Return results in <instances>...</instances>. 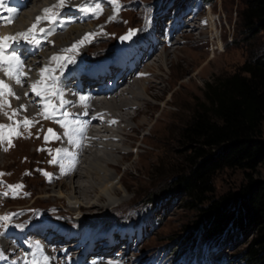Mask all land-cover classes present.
Listing matches in <instances>:
<instances>
[{"label":"rangeland","instance_id":"rangeland-1","mask_svg":"<svg viewBox=\"0 0 264 264\" xmlns=\"http://www.w3.org/2000/svg\"><path fill=\"white\" fill-rule=\"evenodd\" d=\"M31 1L37 5L33 9L28 7L21 9L24 11L22 21L20 19L17 21L18 16L10 20L11 24L0 25V38L6 34L16 36L17 33L23 32L27 23L34 22L37 16L43 15L40 13L42 7H50L55 1L57 3V0ZM31 1L29 4L32 3ZM77 2H80V5H72ZM85 2V0H69L70 6L60 10L57 18L58 24L68 21L66 27L58 33L65 32L71 25H78L81 26V30L97 29L99 34L94 38L101 36V39L98 38L100 41L92 44L86 40L82 46L84 50L82 56L76 55L77 63L73 67L79 69L81 73L85 70L92 71L94 67L100 74L105 71L99 68L96 64L99 62L96 60L108 57L110 52L117 53L115 51H118L123 42L121 38L117 42L119 37L116 35L137 29L140 30L137 31L138 37H141L146 30L144 27L149 24L146 23L149 17L150 24L152 19L157 20L156 26L160 28L157 29L160 35L155 32L152 35L160 37L162 43L179 26L180 19L187 22L182 26L181 32L178 29L173 32L170 37L171 46L165 54L162 53L163 49H160L155 58L157 61L147 59L148 62L144 63L147 64L146 69H150L151 72H148L151 76H148L147 83H142L143 86L148 87L149 80H155L159 86L167 88L164 91L150 90L148 93L153 96L148 97L140 88L142 80L140 76L145 73L144 68L128 84L130 85L128 89L134 88L142 92L143 97L147 98V105L141 102L144 112L140 113L136 120L129 122V129L138 127L133 131H128V128L122 131L130 135L119 136L122 139H117L118 142L107 138L108 142L121 145L120 151H122L111 154L120 158L116 166L109 170L111 173L109 177H116L120 183L111 207L109 206L111 203L105 200L100 202L96 200V203L103 208L78 210L73 207L69 198L77 189L64 186L63 182L70 181L67 176L64 175L62 179L60 177L63 174L56 176L60 169L69 171L61 163L62 158L54 151L60 148L59 144L65 130L60 123H56V118L48 123L46 121L49 119L38 121L39 123H35L36 126L33 124L27 129L20 128L19 131L23 132L22 136L12 137L14 147L8 148L7 141L0 145V173L6 174L0 176V181L3 182L0 183V193L8 190L7 185L18 183L24 185L20 194L15 197L11 194L0 195V216L13 214L9 221L10 225L7 228L0 227L2 233L0 264H29L30 261L39 259L41 255L49 258L47 264H52L50 260L58 259V255L63 250L67 251V244L75 239L81 243V247L70 245L69 251L65 254L63 252L59 259H72L77 264L85 262L91 264L93 262L90 261L95 259L90 258L91 252L84 251L86 247L84 242L97 241L96 248L99 253H103H100V259L113 264H223L226 262L258 264L256 261L258 258L246 254V247L257 234L256 225L244 223L242 226H236L238 213L235 214L233 210L232 223L225 224L220 235L211 239L208 237L210 234L205 230L207 223L201 217L199 208H204L214 201L223 202L226 209L231 208V205H237L241 189L249 179L264 180V158L253 169L223 168L216 171L211 180L212 191L205 195V200L198 206H186L187 199L180 193H162L165 185L171 184L174 175L184 168L187 146L181 142L179 133L195 108L202 103L204 82L216 76L236 72L245 60L264 52L262 33H248L241 21L242 0H118L120 10L115 13L111 0ZM97 5L102 10L98 16L94 12L81 10V7L95 8ZM26 9L28 11H25ZM106 10L115 14L116 22L113 24L108 22L103 24ZM208 12L213 17V26L208 21ZM192 17L201 23V29L191 27L192 31L190 30ZM44 23L48 24L47 20H44ZM140 23H146V26L139 27ZM107 24L110 27L104 30L103 26ZM194 24L198 25L195 22ZM52 32L43 33L39 39L40 44L45 39H49ZM112 33L115 37L110 38ZM35 37L38 39L37 35ZM23 44L27 43L23 41ZM40 44L35 47L32 45L36 49L34 55H39L41 51L48 53L52 50L46 45H43L45 48L40 47ZM24 45L19 47V51L24 52ZM28 53L29 51L21 56L27 57ZM37 58L42 59L43 62L48 60L46 55L44 58L42 56ZM108 59L112 61L111 57ZM103 60L100 62L103 63ZM109 66L106 65L110 68ZM1 70L3 71L2 68ZM127 72L124 76L127 77L125 80L128 83L130 76ZM71 77L70 81H74L73 76ZM97 81L90 85L95 86ZM25 114L19 109L15 119L21 120L22 115L24 119ZM141 119L145 124L139 126ZM4 120L0 125L12 123L7 117ZM111 127L113 128V125ZM48 129H52L59 139L48 133ZM45 135L49 136L48 141H45ZM261 138L264 140V122L261 123ZM122 140H125V143ZM99 144H102V141ZM4 148L8 150L4 151ZM95 150L97 153L100 152V155L106 156L102 153L108 152L109 146ZM53 155L56 156L58 164L50 163ZM93 156L95 157L89 151L85 158H89L90 161L94 159ZM103 161L100 159L99 164H104ZM81 167H84V164ZM43 172L50 173L51 177H46ZM103 176L102 171L97 175L93 172L89 173L90 181L96 186L101 184L98 178H104ZM53 178L55 180L57 178V181H53ZM76 182L86 183L85 177L76 179ZM57 191H61V194ZM160 192L162 194H159ZM152 195L155 196L151 197ZM78 196L83 199V195L78 194ZM3 223L0 221V225ZM17 224H23V229L16 228ZM47 228L52 230L53 239L48 237ZM65 230L69 233L67 237L64 236ZM38 236L43 238L38 239ZM107 236L112 239L110 242L106 239ZM64 240L66 242H63ZM4 241L8 244L10 241L12 247H17L15 254L6 256L1 251ZM37 243L42 252L37 249ZM128 246L130 249H126ZM109 247L110 253L112 252L110 255L107 253ZM22 252H24L21 254L23 259L19 260V253Z\"/></svg>","mask_w":264,"mask_h":264},{"label":"bare ground","instance_id":"bare-ground-1","mask_svg":"<svg viewBox=\"0 0 264 264\" xmlns=\"http://www.w3.org/2000/svg\"><path fill=\"white\" fill-rule=\"evenodd\" d=\"M30 1L31 0H26V1L24 0V4L18 10L17 13L14 11L9 12L8 11L9 8L5 9L4 7L0 6V12H2L1 14H3V16L0 18V22H3L5 24H9L11 19L18 17V16H19V18L17 19V21L19 19L21 20L22 14H24L23 13L24 11H21V9L23 7H28V8L33 9L37 5L33 1H31L32 3L29 4ZM85 1L87 2L88 0H85ZM95 1L97 2V0H95ZM26 3H28V5ZM55 4H56V1H55ZM52 5H54V4H51V6ZM72 5H75V6L80 5V2L74 3ZM43 8L44 7H42V9ZM25 11H28V10L26 9ZM106 12H107V10L104 11V16H106V18L104 19L103 24H105L106 22H108L109 24H111V23L113 24V22H116V18L113 21H109V17H112L114 15V13L110 10L107 13ZM29 13L31 14V12H29ZM40 13L43 14L42 10L40 11ZM163 15H164V13H163ZM10 17H12V18H10ZM212 18L213 17L211 16V13L208 12V21L212 24L211 26H213ZM84 19H86V18H84ZM195 19H196L195 17H192L190 19V21L192 20V22H193L191 25L189 24L191 31H192V28H194V27H196L197 29H201V27H200L201 23H198V21ZM35 22L36 21H34V22L30 21L29 24L27 23L24 26L25 29L22 31L26 32L28 29L31 28V26ZM156 22H157L156 19H152L151 24L149 23L147 26H146V23L145 24L140 23L139 27H142L143 25L146 26V27H144V28H146V30L144 31V34L141 37H138V33H136V35H134L131 38V40L121 41L123 43L120 46V48H118V51H115L117 53H115V54H114V52L109 53L108 57H111L112 61H110V63H108V64L111 67L109 66L110 68H108V67H106V65L104 67H102V69L105 71H102L101 74L106 75V76H104L103 79H101L102 75L99 76L96 73L97 71H95L94 73H91V74L86 73L87 81H89V84L98 80L97 83H104L106 85V82H107L106 79L112 80L113 86L111 89L104 88L95 94L92 92H88L87 90L84 91V89H86V86L82 82L83 78L79 74L80 70L70 69L73 65H69V69L71 71L66 70L65 77H62L63 84H65V87L73 89L74 93L68 94L67 93L68 91H64V93H65L64 99L71 101V103L68 105H65L62 108L58 107L54 118H56V121L65 120V117L62 115V113L66 111L70 115L67 117L65 122L66 123L69 121L79 122V124L85 126V130L83 132H78L75 134V142H73V143H69L68 137H66L64 134L62 135V139H61V142L59 144V146H60L59 149H64L66 151L61 152V153H56V154H58V156L62 158L61 163L69 171H67V170L63 171L62 169H60L61 171L59 170L56 173L57 174L56 176L59 177L58 175L63 174L62 177H60L61 179L64 177V175L67 176V178H70V181L69 182H63L64 186L66 188H68V187L72 188L73 187V189L79 190V191L76 190L74 192L75 194L71 198H69L71 200V202L73 203V207L78 208V210H80L82 208H91V209H97L98 207L103 208V207L98 205L99 203L98 204L96 203V200L99 202L101 200L108 201L109 203H111V204H109L110 207L114 202L113 198L116 196V193H117L116 189H119L120 183L116 177H109V173H110L109 170L116 166L117 161L120 158H117L116 156H111V154L112 153H114V154L119 153L122 151H120L121 145L119 146L118 143L114 144V143L108 142V140L112 139L113 141H117V139H119V140L122 139V138L120 139L119 136H124L125 134L130 135L129 133L122 132V131L124 129L126 130V128L129 129V127H130L129 122H131L132 120H136L139 117L138 115L140 113L144 112V110L141 108V105H140L141 102H142V104L147 105V98L143 97V95L141 94L142 92H140L138 89L136 90L134 88L128 89V87H130V85H128V84H130L133 81L134 77L144 68L145 73H143V75L141 74L142 76H140V77H142L140 88L143 90V92H145L147 94L148 97L153 96V95H150V93H148V91H150V90L151 91H153V90L164 91L167 88L166 86L165 87L159 86V84L156 83L155 80L154 81L149 80V82H148L149 86L148 87H145V85L143 86L142 83H147L146 80L148 79V76H151V74L149 73V72H151L150 69L149 70L146 69L147 64L145 65L144 63L147 61V59L157 61V59H155V58H156V56H158L157 52H159L160 49H163L162 53L165 54L166 50L168 48H170V46H171L170 37H172L173 32L176 31L177 29L179 32H181V30H183V29H181L182 26L186 25L187 22L180 19L178 21L179 26L172 33H170L169 38L166 37L164 43L161 42L160 37H157V36L155 37L152 35L154 32L159 33L157 31V29H160V28H158V26H156L157 25ZM194 22L198 25H195ZM67 23H68V21H65L64 23H61V24H58L56 22V24L51 26V30L48 31L49 25L47 23H44V20H43L37 25L36 30H33V34L37 35L38 39H40V36H42V34H43V33L38 34V33H40L39 32L40 28L46 29L45 33L48 32L49 34L52 31H55V32H52V35L49 36V39L48 38L45 39L43 42H41L42 44H40V47H44L46 45L48 48H51L52 50L48 53L41 51V53L36 56V55H34V53L36 52L35 51L36 49H34V50L29 51L28 55L30 57L29 56L25 57L24 55L21 56L22 59L24 60L23 71L25 73H27L26 76H22V84H16L12 79L5 76L4 70L2 71L0 68V80H3L5 83L9 84L12 87L13 91L15 92V95L19 97V99H16L12 96H6L3 98L11 104V107H8L7 105H5V106H3L2 109H0V124L3 123V120L5 119V117L8 118V116H6L4 113L11 114L13 109L18 110V112H19L21 105H25L26 109H27L26 111L22 110V112L26 113L24 118L27 117L31 121H45V119L41 115H38V113L43 111L42 100H41V98H38L35 95V93L31 92V89H30V85L35 80L40 78L38 75L39 70L41 68L46 67V66L51 67V68L56 67V62H52L51 64L49 63L50 58L53 55L75 56V58H76L77 54L82 56V54L84 52V50L82 49L83 45L78 47L73 52H69V53H62L61 50L70 48L73 43L80 41L85 36V34H87V33H94L97 35L99 34L97 29H93L92 31H87L85 29L81 30L82 29V28H80L81 26L79 27L78 25H71V26L69 25L70 27L68 29H66L65 32L58 33L66 27ZM109 24L104 25L103 27L105 29L104 28L103 29L108 30V27H110ZM17 31H19V30H17ZM70 33H74V34L69 35ZM127 33L128 32L116 35L119 37L117 39V42L121 37H123V35H125ZM2 34H3V32L1 33V35ZM183 34L184 33H182V36H183ZM110 35H111L110 38L115 37L114 33H112ZM158 35H160V33ZM94 36L89 37L90 44L97 42V41H100V40H98V38L101 39V36H99L98 38H96V37L94 38ZM188 36H190V35H188ZM28 39H31V36L28 37ZM51 41H53V42L51 43ZM48 44H50V46ZM33 46L35 47V45H33ZM48 48H46V49H48ZM39 50H40V48H39ZM45 55L47 56L48 60H46L44 62L42 59L37 58L38 56H42V58H44ZM107 60H109V59L107 58L106 60H103V62H106ZM61 63H63V61ZM99 63H96V64H99ZM126 72L130 76L128 83L125 80L127 77L124 76V74ZM118 73L121 74L120 75L121 77L119 76ZM54 74L59 75L58 70ZM114 74H117V76L114 77ZM89 75H91V77H92V75H94V77L91 78ZM155 75H157V74H155ZM71 76H73L74 79L75 78L77 79L75 87H70L71 82H72V81H70V78H72ZM91 79H92V81H91ZM90 81H91V83H90ZM162 81H164V80H162ZM26 92L29 93V95L25 96ZM81 95L88 97V99H86L84 102H81L79 99V97ZM154 95H157V94H154ZM98 96L100 98H98ZM53 102L56 104L59 103L58 101H55V99H53ZM129 109H132V111H129ZM22 116H21V120H23ZM8 120L6 122H8ZM49 121H51V120L50 119L47 120L46 123H48ZM110 121H116V123H109ZM142 124H145L143 119L140 120L139 126H142ZM34 125H35V123H34ZM111 125H113V128L111 127ZM137 127L138 126L131 127L128 131H130V130L133 131ZM21 133H23V132H21ZM113 134H115V135H113ZM108 137H109V139L107 140ZM101 141H102V144H99ZM122 141H123V143H125L124 142L125 140H122ZM107 145L109 146L108 152H105L102 154H105L108 157H106L104 155H100L101 154L100 152L99 153L95 152L98 150V149L95 150L96 148H105ZM89 151H91V153H93V155H95V157L93 156L94 159L90 160V161H89V158H87V157L85 158L86 153H88ZM108 153H110V154H108ZM100 159L104 160L103 161L104 164H102V165L99 164ZM56 164H58V163H56ZM82 164H84V167H81ZM91 167H93L94 169H92ZM82 168H84V170ZM99 171L103 172L104 178H98L100 180L101 184L99 186H96L92 183V181H90L89 173L93 172L95 175H97ZM82 176L85 177L86 183L76 182V179L81 178ZM73 178H74V180H72ZM53 181H57V178H56V180L53 178ZM57 192H58V194H61L60 193L61 191H57ZM76 194H77V196H75ZM78 194L83 195V199L80 198V196H78ZM37 228H39V227H37ZM46 230H45L46 233L49 234L48 237L53 239V236H51V234H53L52 230H50V228L49 229L47 228ZM65 233L66 234L64 236L67 237L69 233L67 231ZM109 237L110 236H107L106 239L110 242L112 239L110 240ZM39 238H43V237L38 236V239ZM82 239H83V241H85L84 238H82ZM16 241H18V240L16 239ZM63 242H66V240H64ZM96 243H97V241H94V242L91 241L90 243L84 242V245L86 246L84 251L91 252L92 254H91L90 258L95 259V260L90 261V262H93L91 264H109V262H104L103 260L100 259V253L101 252L99 253L98 249L96 248V245H95ZM11 244L12 243H10V241H9V244L5 242L1 247L2 248L1 251L6 256L15 254V250H17V247H14V246L12 247ZM15 244H17V242ZM68 244L66 246L67 251H69L68 247H70V245L78 246V248L81 247V243L77 239H75V241H71ZM21 249L24 251V248L21 247ZM126 249H130V246H128ZM101 250L102 249H100V251ZM67 251L63 250L58 256L60 257L63 254V252L65 254ZM24 252L19 253L20 254L18 256V257H20L19 260L22 259L23 255H21V254H23ZM107 253H108V255L112 254V252L110 253V247L107 248ZM101 254H103V253H101ZM18 257L16 259H18ZM59 257H57V258L59 259ZM58 259H56V260L52 259L50 261L52 264H77L76 262H73L72 259H69V260H67V259H59L58 260ZM60 260H61V262H59ZM231 263L232 262H226L223 264H231ZM83 264H90V263L85 262ZM111 264H113V263H111Z\"/></svg>","mask_w":264,"mask_h":264},{"label":"trees","instance_id":"trees-1","mask_svg":"<svg viewBox=\"0 0 264 264\" xmlns=\"http://www.w3.org/2000/svg\"><path fill=\"white\" fill-rule=\"evenodd\" d=\"M242 2L240 18L245 29L252 34L261 32L264 37V0ZM202 96V103L180 129L181 142L187 146L184 168L162 191L184 195L189 207L203 203L212 191L216 171L253 169L264 158V52L245 60L236 72L205 81ZM236 204L226 209L223 202L214 201L199 208L208 237L219 236L223 226L232 223L234 210L238 213L236 226H257L246 254L264 264V180L249 179Z\"/></svg>","mask_w":264,"mask_h":264},{"label":"snow or ice","instance_id":"snow-or-ice-1","mask_svg":"<svg viewBox=\"0 0 264 264\" xmlns=\"http://www.w3.org/2000/svg\"><path fill=\"white\" fill-rule=\"evenodd\" d=\"M5 0H0V6H3V3ZM111 3L114 5V13L118 12L120 10V6L118 3V0H111ZM69 0H57V3L50 6L45 7L42 9L43 15L36 17V22L31 26L30 29H28L26 32L17 33L16 36L13 37H3L0 38V68L4 70L5 76L12 79L16 84H22V76H26L27 73L23 71L24 69V60L22 59L21 55H19V48L17 45L21 43V41H24L31 45H39L40 40L36 39L35 35L33 34V30L36 29L37 25L42 20H47L49 28L48 31L51 30V26L57 22V18L60 15V10H62L65 7H68ZM81 10L84 12H94L97 16L102 11L97 5L95 8H86L81 7ZM9 12L15 11L14 9H8ZM116 16L115 14L112 17H109V21L115 20ZM126 23V21H125ZM146 23H150V17L146 21ZM137 29H130L129 32L121 37V40H131V38L136 35ZM40 33H45L46 29L40 28ZM94 33H87L85 36L80 40L71 45L70 48L62 49V53H69L76 50L78 47L82 46L86 40H89V37H93ZM31 36V39H28V37ZM90 42V40H89ZM11 49V51H9ZM7 53V54H6ZM63 61V63H61ZM52 62H56V67H44L39 70V79L35 80L31 85L30 89L31 92L35 93V95L38 98H41L43 103V111L38 113V115H41L44 119H54L57 108H62L65 105H68L71 103V101H68L64 99V90H63V80L62 77H65L66 70H69V65H75L77 63L75 56H65V55H53L50 58V64ZM58 70L59 75H56ZM29 95V93H25V96ZM6 96H12L16 99H19L18 96L15 95V92L13 91L12 87L5 83L3 80H0V109L3 108V106L7 105L8 107H11V104L3 99ZM53 99L55 101H58L59 103L56 104L53 102ZM81 102H84L88 97L81 95L79 97ZM21 110L26 111V106L21 105ZM6 116H8V119L12 121L9 125H0V145H3L5 141L8 143V148L14 147L15 145L12 144V137H20L22 136V133L19 131L21 127L24 128H30L33 126L34 123H38V121H31L27 117H25L23 120L17 121L15 117L19 114L18 110L13 109L11 114L4 113ZM62 115L65 117V120L56 121L57 123H60L61 127L65 129L64 135L68 137L69 143L75 142V134L78 132H83L85 130V126L79 124V122L76 121H69L65 122L67 117L70 115L68 112H63ZM109 123H116V121H110ZM48 133H51L53 137L56 139H59L58 136L53 132L52 129H48ZM29 137L31 136V132H28ZM39 138V137H37ZM45 141L49 140V136L45 135L44 137ZM8 148H4V151H7ZM56 153L65 152L64 149H55ZM57 159L56 156H53L50 163H56ZM28 173H25L27 175ZM43 174L46 177H51L50 173L43 172ZM6 175L5 173H0V176ZM0 183H3L0 181ZM7 191L0 193V195L8 196L11 194L13 197L20 194V190L24 187L23 184H16V185H7ZM24 195H28V193H24ZM13 214H6L4 216H0V221H3L4 223L0 225V227L7 228L9 226V221L12 219ZM16 228L23 229V224H17L15 225ZM2 234V233H0ZM37 249L42 252V249H40L39 244L36 245ZM48 257L41 255L39 259H34L29 262V264H47ZM111 264V262H109Z\"/></svg>","mask_w":264,"mask_h":264}]
</instances>
